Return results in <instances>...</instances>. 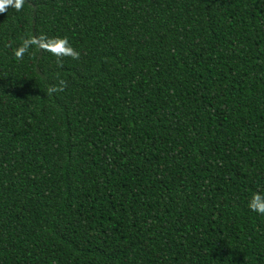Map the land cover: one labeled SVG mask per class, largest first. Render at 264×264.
<instances>
[{
    "label": "trees",
    "instance_id": "16d2710c",
    "mask_svg": "<svg viewBox=\"0 0 264 264\" xmlns=\"http://www.w3.org/2000/svg\"><path fill=\"white\" fill-rule=\"evenodd\" d=\"M41 34L79 59L35 46L15 58ZM254 193L264 0L0 13V264H264Z\"/></svg>",
    "mask_w": 264,
    "mask_h": 264
},
{
    "label": "clouds",
    "instance_id": "9594fccd",
    "mask_svg": "<svg viewBox=\"0 0 264 264\" xmlns=\"http://www.w3.org/2000/svg\"><path fill=\"white\" fill-rule=\"evenodd\" d=\"M23 5L24 0H0V13L7 12L9 7L14 8L16 11H20ZM32 46L48 51L58 58L70 56L73 59H79L80 56V53L71 46L67 37H47L41 34L39 36L24 38L21 45L14 50L15 58L18 60L23 59L24 54L28 52L29 48ZM57 63L60 64L61 61L58 60ZM65 86L66 82L61 79L60 86L58 88L50 86L48 88V93L51 94L55 91H63ZM248 206L252 211L264 215V196L260 193H254Z\"/></svg>",
    "mask_w": 264,
    "mask_h": 264
}]
</instances>
